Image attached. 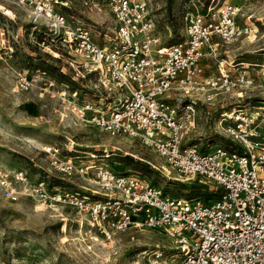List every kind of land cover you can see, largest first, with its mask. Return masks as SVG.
Returning a JSON list of instances; mask_svg holds the SVG:
<instances>
[{
  "label": "built area",
  "instance_id": "2783aa9c",
  "mask_svg": "<svg viewBox=\"0 0 264 264\" xmlns=\"http://www.w3.org/2000/svg\"><path fill=\"white\" fill-rule=\"evenodd\" d=\"M101 1L113 22L109 32L95 30L100 40L92 28L57 9L66 1L17 3L28 12L38 44L55 50L57 57L67 52L79 76L95 77L94 90L88 88L95 100L77 103L81 91H68L69 110L77 119L110 135L139 140L162 160L150 165L163 176L211 182L217 196L173 195L136 169H112V151L76 150L73 143L63 144L65 155L59 146L41 147L49 168L59 175L56 183L30 180L21 168L0 167L1 196L13 202L31 197L59 211L62 219L73 212L78 228L85 225L93 242L109 248L118 236L146 228L165 237L175 264H264V134L257 130L264 124V116L258 118L264 105L250 118L238 104L218 113L217 126L233 135L242 151L208 149L207 141L194 133L199 105H211L224 94L242 96L238 62L220 57L221 48L241 33L235 21L238 7L188 5L182 37L165 44L147 0ZM207 58L215 60V74H204ZM17 79L21 89L35 82L25 70Z\"/></svg>",
  "mask_w": 264,
  "mask_h": 264
},
{
  "label": "rangeland",
  "instance_id": "374dc122",
  "mask_svg": "<svg viewBox=\"0 0 264 264\" xmlns=\"http://www.w3.org/2000/svg\"><path fill=\"white\" fill-rule=\"evenodd\" d=\"M62 1H66L67 5L56 6L57 9L92 28L98 40L101 35L97 34L96 29L110 31L113 16L101 0ZM147 1L165 44L182 37L185 12L194 5L202 9L207 4L217 9L224 3L238 7L235 21L241 33L237 41L221 48L220 57L238 62V77L243 76L238 91L242 92V96L236 98L224 94L211 105H199L194 133L207 141L208 149L223 146L242 151L244 147L237 144L233 135L217 126L216 122L221 110H229L234 105L238 104V109H242L246 118L256 112L257 106L264 105V0ZM0 3L12 13L7 15L0 12L1 168H21L26 170L30 180L47 179L56 183L60 180L57 179L58 174L49 168L48 157L41 147L56 145L60 148V154L65 155L68 152L63 144L73 143L76 150H96L99 153L106 148L112 151L111 160H108L112 169H136L153 184L173 195L210 199L217 196L218 190L211 182L163 176L150 165L161 164L162 160L139 140L110 135L92 123L77 119L69 110L72 99L68 91H81L78 99H75L77 103L95 100L96 97L88 89L94 90L93 85L97 84L95 77L79 76L78 68L72 62L73 57L67 52L57 57L58 53H50L38 44L40 38L31 34L29 14L17 0H0ZM252 24L258 27L257 31L252 32L253 39L249 38ZM205 61L213 64L215 74V60L203 59V64ZM240 61L257 65L243 66L239 64ZM36 68L40 71L36 72ZM22 70L35 77V82L25 89H21L17 83ZM41 71H45V74ZM49 80L52 86H47ZM62 91L65 95L61 97ZM83 92L88 94L81 97ZM207 109L210 114L206 113ZM258 111V118H263L264 111ZM249 127L252 126H247V129ZM257 130L264 134L262 122ZM174 175L170 173V176ZM58 212L44 208L31 197L22 196L13 202L0 194V264H175L171 261L168 243L160 233L146 228L124 233L109 248L108 244L93 242L85 225L79 229L73 221V212L67 215V219L58 216Z\"/></svg>",
  "mask_w": 264,
  "mask_h": 264
},
{
  "label": "bare ground",
  "instance_id": "6f19581e",
  "mask_svg": "<svg viewBox=\"0 0 264 264\" xmlns=\"http://www.w3.org/2000/svg\"><path fill=\"white\" fill-rule=\"evenodd\" d=\"M0 12L3 13V14H7V15H12V13L8 10V8H6L4 5H2L0 3ZM253 26V29H251V34L249 35V38H252L253 39V36L254 34H252V32L254 31H257L258 30V27L255 25V24H252ZM257 38V37H256ZM255 38V39H256ZM254 39V40H255ZM253 41V40H252ZM50 53H57L55 50H49ZM239 64H242L243 66H249V65H257L256 63H252V62H248V61H240ZM249 68V67H248ZM241 95V93H240ZM69 147H71V144H69ZM64 239H66V237H64Z\"/></svg>",
  "mask_w": 264,
  "mask_h": 264
},
{
  "label": "crops",
  "instance_id": "0c3cea01",
  "mask_svg": "<svg viewBox=\"0 0 264 264\" xmlns=\"http://www.w3.org/2000/svg\"><path fill=\"white\" fill-rule=\"evenodd\" d=\"M214 72H215V68L213 64L205 61L204 62V74L209 75V74H213Z\"/></svg>",
  "mask_w": 264,
  "mask_h": 264
}]
</instances>
